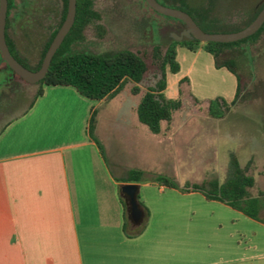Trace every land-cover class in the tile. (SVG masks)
<instances>
[{
	"label": "crops",
	"instance_id": "crops-1",
	"mask_svg": "<svg viewBox=\"0 0 264 264\" xmlns=\"http://www.w3.org/2000/svg\"><path fill=\"white\" fill-rule=\"evenodd\" d=\"M176 49L180 69L166 72L167 98L180 96L187 76L201 98H235L237 76L215 67L203 45L194 52ZM0 78L1 114L25 100L9 94L11 85L36 84L14 75L1 55ZM130 82L100 100L70 85L43 84L37 95V85L25 108L0 127V264H264L263 207L251 217L209 199L186 185L216 179L189 180L176 166L183 163L185 141L206 125L161 122L160 132L152 133L137 117L143 91L137 83L133 92ZM123 184L137 185V222Z\"/></svg>",
	"mask_w": 264,
	"mask_h": 264
},
{
	"label": "rangeland",
	"instance_id": "rangeland-1",
	"mask_svg": "<svg viewBox=\"0 0 264 264\" xmlns=\"http://www.w3.org/2000/svg\"><path fill=\"white\" fill-rule=\"evenodd\" d=\"M13 1L9 14V37L18 56L26 62L28 69L34 70L46 41L58 26L62 0ZM167 1L169 7L179 8L191 15L204 31L223 33L235 32L248 25L264 4V0ZM93 9L99 17L89 22L83 38L72 45L73 50L97 53L129 49L138 54L147 66L139 82L140 89L144 92L149 87H154L161 77V57L168 44L174 40L171 33L179 34L185 27L184 24L155 12L145 0H94ZM193 47L192 50L187 48L194 52L196 46ZM230 59L234 61V72L230 71L238 76L240 83L239 93L231 102L226 101L224 95L201 98L204 94H194V89L191 90L193 77L187 76L179 85L183 91L178 97L181 106L173 112L170 121L162 122L206 125L195 129L185 141L183 163L176 165L180 167V175L189 180L209 176L222 184L230 177L235 158L246 174L254 179V184L248 188L249 196L254 202L247 203L245 207L253 212L259 210L261 205L263 211L260 217L264 222V27L257 36L226 47L218 57L219 62ZM215 67L223 66L215 63ZM165 71H168L167 66ZM205 76L212 78L211 74H204ZM37 85L39 84H22L19 87L14 84L9 87L11 96L14 92L22 93L25 100L11 111L8 110V113H0V127L13 114L25 108ZM126 87L127 85L124 86V91ZM187 92L195 100L189 98ZM215 99L226 104H222L220 108L214 106L216 115L212 116L209 102ZM132 100V97L127 98L122 106H129ZM94 126L95 120L92 130ZM106 154L109 156L108 149ZM186 157H193L190 163H184ZM167 166L173 169L176 167Z\"/></svg>",
	"mask_w": 264,
	"mask_h": 264
},
{
	"label": "trees",
	"instance_id": "trees-1",
	"mask_svg": "<svg viewBox=\"0 0 264 264\" xmlns=\"http://www.w3.org/2000/svg\"><path fill=\"white\" fill-rule=\"evenodd\" d=\"M93 1L94 0H76L74 23L62 41L60 47L52 57L45 77L37 82L40 85L37 95L41 94V86L43 84L70 85L75 87L81 95L92 100H100L104 97L112 95L128 80L135 83V85L132 87L133 92L139 90V87L136 84L142 80L147 66L144 60L135 52L126 48L97 53L85 50H73L72 45L83 38L84 30L89 22L99 17V14L93 9ZM157 1L168 6L166 4V2H168L167 0ZM13 4V0H8L5 29L6 42L13 56L22 65L27 67L26 62L18 56L14 43L7 33L9 14ZM261 8L258 10V12L261 10ZM66 10L67 0H62V13L60 21L58 26L51 32L49 39L46 41L42 49L39 62L34 70H37L41 66L44 54L65 18ZM256 15L251 19V21L256 17ZM263 27L264 23L254 34L238 41L228 43L209 41L202 43V45L204 50L215 58L216 65L225 66L234 72L232 66L234 61L230 59L219 62V55L224 52L226 47L235 45L249 37L257 36ZM199 43L201 42L196 39L184 38L181 41L172 40L166 47L160 62L161 77L154 87H149L143 92L136 107L138 120L145 124L152 133H159L161 130V122L170 121L173 112L179 109L181 106L180 98H167L163 92L166 83V66L171 73H176L179 69V64L176 60L175 46L178 44H183L192 50L194 48L193 46H196ZM155 50H157V47H155ZM239 84L236 95L239 93ZM222 104L226 103L224 101H219L218 99L210 100V114L212 116L216 115V112L213 111V107L217 106L220 108ZM94 120L95 119L93 116L90 121L91 129ZM232 165L230 177L224 183L219 184L217 181H214L209 183L208 186L206 183H193L187 184L186 188L200 191L209 199L223 201L235 208L244 211L251 217H257V210L251 212L245 207L247 203L254 202V199L251 198L248 193V188L254 184V179L251 177V175L246 174L245 169L238 164L235 158H233ZM129 177L132 180H137L139 174L136 171H131L129 173ZM157 181L169 187L174 186V184L166 177H158Z\"/></svg>",
	"mask_w": 264,
	"mask_h": 264
},
{
	"label": "water",
	"instance_id": "water-1",
	"mask_svg": "<svg viewBox=\"0 0 264 264\" xmlns=\"http://www.w3.org/2000/svg\"><path fill=\"white\" fill-rule=\"evenodd\" d=\"M147 5L155 12L175 18L184 24V29L179 33H171V36L175 41H181L184 38L196 39L200 42H221L228 43L244 39L254 34L264 23V5L258 12L256 17L242 29L223 33V32H206L200 28L196 21L186 11L178 8L169 7L161 4L157 0H145ZM8 10V0H0V55L2 61L6 63L11 72L17 75L19 78L27 83H37L43 79L48 71L52 57L54 56L57 49L60 47L65 36L70 31L76 13V0H67L66 15L50 42L44 57L42 59L41 66L37 70H30L22 65L10 52L6 42L5 29H6V18ZM120 191L126 197V204L130 211V217L134 222H137L141 216L139 209L136 193L137 185L135 184H123L120 186Z\"/></svg>",
	"mask_w": 264,
	"mask_h": 264
},
{
	"label": "flooded vegetation",
	"instance_id": "flooded-vegetation-1",
	"mask_svg": "<svg viewBox=\"0 0 264 264\" xmlns=\"http://www.w3.org/2000/svg\"><path fill=\"white\" fill-rule=\"evenodd\" d=\"M173 19H175V18H173ZM176 20H177V19H176ZM178 21H179V20H178ZM180 22H181V21H180ZM182 23H183V22H182ZM183 29H184V28H183ZM183 29H182V30H183ZM182 30H181V31H182ZM181 31H180V32H181Z\"/></svg>",
	"mask_w": 264,
	"mask_h": 264
}]
</instances>
